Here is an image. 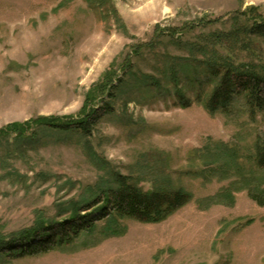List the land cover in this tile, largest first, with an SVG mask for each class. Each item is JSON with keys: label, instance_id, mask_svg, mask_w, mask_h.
<instances>
[{"label": "rangeland", "instance_id": "374dc122", "mask_svg": "<svg viewBox=\"0 0 264 264\" xmlns=\"http://www.w3.org/2000/svg\"><path fill=\"white\" fill-rule=\"evenodd\" d=\"M250 8L264 18V0H0V130L85 119L87 97L98 95L90 135L35 128L24 141L0 138V238L8 243L38 220H70V203L116 173L146 192L171 183L193 195L162 223L125 220V235L103 238L102 219L93 234L48 252L8 249L0 264H264V207L237 190L238 175L207 164L225 144L250 169L264 116L252 120L243 99L230 116L206 110L212 87L201 85L212 54L198 49L236 19L243 24ZM253 40L249 51L216 50L264 67V39ZM226 189L234 202L214 203ZM95 208L81 215L97 220Z\"/></svg>", "mask_w": 264, "mask_h": 264}, {"label": "trees", "instance_id": "16d2710c", "mask_svg": "<svg viewBox=\"0 0 264 264\" xmlns=\"http://www.w3.org/2000/svg\"><path fill=\"white\" fill-rule=\"evenodd\" d=\"M242 16L244 23L234 24L228 33L213 34L204 39L208 46L198 48L202 54H209V76L203 82L204 87H212L205 108L211 115L218 113L230 116L233 113L237 100L243 99L249 117L255 120L258 114L264 116V67L252 64H237L233 56L221 57L216 49H228L232 53L237 50H250L255 45L253 37L264 39V18L256 9L250 8ZM175 32V31H174ZM177 34L171 37L176 38ZM210 47V48H209ZM211 50H209V49ZM208 51V53H205ZM110 79L109 76L106 80ZM99 89V87H98ZM96 89L97 91H99ZM110 94V93H109ZM182 108L187 109L192 102L182 92H178ZM98 95L94 91L87 97L85 112L87 118H40L26 123H14L0 130V138L16 134L17 142L27 140L28 133L35 128H49L59 132H80L91 134V122L98 116L97 110L90 108ZM198 102H202V96H198ZM89 107V108H88ZM105 108V107H104ZM93 109V110H91ZM108 112L112 107L106 104ZM225 148L224 150L221 149ZM207 159L212 162L208 165L216 166L209 171L213 174L235 175L240 177L237 190H248L249 196L259 206L264 207V141L257 140L255 155L251 158L253 164L250 169L240 164L238 148H230L223 144L216 150L208 152ZM88 196L78 202L70 203L72 216L70 220L56 225L43 220L36 221L35 225L15 236L6 243L0 238V258L10 249L12 256H25L48 252L55 247H63L70 243L72 236H79L82 232L93 234L97 230L96 221L105 220L101 232L103 238L122 237L126 234V227L122 222L132 220L142 224H159L193 201V195L183 188H174L171 183L157 187L146 192L134 184L130 177L116 173L109 180H102L96 188H90ZM224 200L234 202V196L230 189L212 198L214 203H224ZM91 207V208H90ZM95 208V212L101 216L99 219H91L90 216H82L81 212ZM71 239V240H72ZM13 245H19L13 248ZM27 247L26 249H23ZM9 255V254H7Z\"/></svg>", "mask_w": 264, "mask_h": 264}]
</instances>
